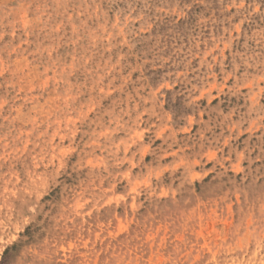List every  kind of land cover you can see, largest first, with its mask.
I'll return each instance as SVG.
<instances>
[{
    "label": "rangeland",
    "instance_id": "obj_1",
    "mask_svg": "<svg viewBox=\"0 0 264 264\" xmlns=\"http://www.w3.org/2000/svg\"><path fill=\"white\" fill-rule=\"evenodd\" d=\"M0 264H264V0H0Z\"/></svg>",
    "mask_w": 264,
    "mask_h": 264
}]
</instances>
